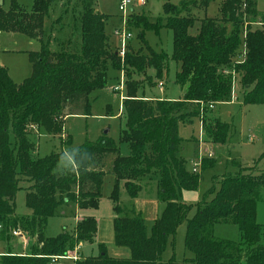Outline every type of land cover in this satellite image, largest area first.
<instances>
[{"label": "trees", "instance_id": "trees-1", "mask_svg": "<svg viewBox=\"0 0 264 264\" xmlns=\"http://www.w3.org/2000/svg\"><path fill=\"white\" fill-rule=\"evenodd\" d=\"M54 2L34 0L25 8L12 0L8 9L0 4V33L22 35L39 44L38 50L27 52L32 74L21 83L0 66V241L5 245L1 264H50L52 257L67 256L81 243H94L98 231L94 216L82 217L73 230L63 229L57 236H47V225L71 202L77 210L97 209L106 175L114 178L109 197L115 215L114 244L128 248L131 257L111 258L100 244L97 257L79 258L75 264H264L262 226L257 221L264 172L256 165L231 164L235 170L214 179L209 200L205 197L195 206L180 200L182 190L199 188L203 171L214 162L205 159L200 172L188 170L180 156L179 127L199 118L206 142L225 145L232 127L211 116L209 106L231 101L236 78L245 105H264V13L256 3L223 0L215 18L195 14L207 9L210 0L164 3L166 26L173 32L171 60L180 66L176 83L183 94L179 100H162L139 96L149 70L163 80L168 69V56L144 40V31L162 27L159 20L140 15L133 25L132 17L129 26L141 29L143 47L138 52L128 47L121 57L119 49L112 48L105 31L107 17L96 11L95 0H80V53L54 52L44 27ZM252 22L262 26L253 28ZM110 66L126 79V123L119 142L127 145L129 155L121 156L107 137L77 147L68 138L60 151L36 158L33 135L43 130L62 136L65 119L78 115L75 109L88 115L90 95L107 87ZM152 175L158 176V197L165 207L149 230L141 215L122 208L120 186L136 198ZM20 189L30 211L23 216L16 214ZM193 209L194 216L188 218ZM184 222V245L193 257L162 260ZM218 224L237 226L241 241L216 238ZM18 237L28 238L25 251L14 245Z\"/></svg>", "mask_w": 264, "mask_h": 264}, {"label": "rangeland", "instance_id": "rangeland-1", "mask_svg": "<svg viewBox=\"0 0 264 264\" xmlns=\"http://www.w3.org/2000/svg\"><path fill=\"white\" fill-rule=\"evenodd\" d=\"M19 5L31 8L34 0H16ZM121 0H95V9L98 13L107 17L105 27L106 34L110 37L112 48L120 50L122 42L114 33L116 29L126 30L132 34V38L126 41L125 52L128 47L134 51H140L143 47L140 34L141 29L137 26L130 28L129 21L134 17V24L139 20L135 17L143 15L153 20H159L162 24L157 30L144 31V40L157 52L166 54L169 58L168 69L163 80H158L153 71L143 77L145 85L139 91V96L145 99H167L179 100L183 94V88L176 83V74L180 66L171 60L174 42L173 32L167 28L164 3L179 6L188 0H145L143 5L133 3L125 14L126 22H123V13L119 10ZM202 1V0H197ZM223 0H210L207 9L196 10L195 14L200 18H215L219 16V6ZM257 5V10L264 13V0H253ZM12 0H0V4L8 9ZM80 0H55L51 4L49 16L45 19L46 37H51L50 48L52 51L66 50L72 53H80L81 31L77 19L80 12ZM154 22V21H153ZM252 27H261L259 22H252ZM194 32V31H193ZM31 42L22 35L0 33V66L5 67L13 81L21 82L32 74V66L26 49L37 50L39 44ZM24 50V51H22ZM123 57V56H122ZM163 82V90H160L159 83ZM124 83L121 91H114V88ZM160 88V89H159ZM126 79L123 72L109 67L108 84L105 89L96 91L90 95L91 107L88 115H84L80 108L75 109L78 115L69 116L65 119L62 136H50L45 131L40 130L35 133L32 140L36 144L34 156L42 158L52 152L61 150V142L70 138L72 146L77 147L83 143L95 142L101 137H107L114 142L119 149L121 156H128L129 150L125 143L119 142L120 131L125 128V112L123 109V99L126 98ZM80 114V115H79ZM211 116L219 117L232 127V135L225 145L212 144L206 142L201 129L199 118L190 124L179 127V137L182 139V150L180 156L186 161L187 169L192 171L193 164H199L200 172L202 161L211 160L213 166L203 171V179L196 191L182 190L180 200L187 204L196 205L203 198L211 199L214 194H210L214 186V179L220 180L227 170H235L231 164L240 163L243 166L256 165L259 171L264 172V105H245L241 93V85L238 78L234 81L232 99L228 103L214 106ZM252 138V141L249 139ZM61 139V140H60ZM199 141V143H198ZM13 142V140H12ZM197 142V143H196ZM209 154L211 155L209 157ZM114 178L106 175L103 185V195L95 210H78L73 202L64 207L58 214L49 219L47 225V236H57L63 229L71 231L75 227L78 217L83 215L94 216L98 222V231L95 242L81 243L75 253L79 258L97 257L100 254L99 245L106 248L109 257L115 259H128L131 252L128 248L117 247L114 244L113 205L110 194L113 189ZM143 190L136 198L127 195L123 185L120 186V203L122 208L128 213L139 214L144 219L150 230L155 220L163 211L165 204L158 197V176L146 181ZM24 186V184H22ZM25 187V186H24ZM219 184L215 185L216 190ZM25 191L20 189L16 196V214L27 215L29 210L26 207ZM195 214L193 209L188 218ZM257 221L262 226L261 243L264 244V190L261 191L257 203ZM186 234V222L182 223L176 232L173 244H168L162 254V260L168 261L175 257L181 261L184 258L193 257V254L186 250L184 239ZM214 236L218 239L241 241V234L237 226L233 224H218L214 229ZM21 242L14 241V245L28 248L29 240L26 237ZM22 246V247H21ZM5 253V245L0 241V257ZM70 252L69 256H73ZM73 259H61L54 264H75ZM1 264V262H0Z\"/></svg>", "mask_w": 264, "mask_h": 264}, {"label": "built area", "instance_id": "built-area-1", "mask_svg": "<svg viewBox=\"0 0 264 264\" xmlns=\"http://www.w3.org/2000/svg\"><path fill=\"white\" fill-rule=\"evenodd\" d=\"M133 3H136V4L141 6V5H143L145 3V0H121L120 3H119V10L124 15L123 16L124 24L126 22L125 14L127 13L128 8L133 5ZM123 29L124 28H122L121 31L116 29V31L114 33L116 36H118L120 38V40L122 42V48L119 50L121 57L124 56V54H125L126 47H124V45H125L126 41H128V40H130L132 38V34L130 32H128V31H126V30H123ZM123 85H124V83H120L119 86L114 88V91H121L123 89ZM159 87L162 89L163 88V83L160 82L159 83ZM213 107H214L213 104L209 106L210 109H213ZM249 140L252 141V138H250ZM210 156L211 155L209 154V157ZM198 166H199V164H193V167H192V172L193 173H197L198 172ZM13 234L15 236H19V234L17 232H14ZM78 248H79V246L76 249H78ZM76 249H75V251H76ZM75 251H74V255L73 256H69L70 253H68V255L64 256V257H56V256L52 257L50 264H54L55 262H57L58 260H61V259H73V260L79 259L78 255H77V253H75Z\"/></svg>", "mask_w": 264, "mask_h": 264}, {"label": "crops", "instance_id": "crops-1", "mask_svg": "<svg viewBox=\"0 0 264 264\" xmlns=\"http://www.w3.org/2000/svg\"><path fill=\"white\" fill-rule=\"evenodd\" d=\"M26 39H27V38H26ZM28 41L32 43L31 40L28 39ZM33 42H35V41H33ZM31 43H30V44H31ZM38 49H39V48H38ZM38 49H37V50H38ZM22 51H24V50H22ZM25 51H26V52H30V51H36V50L26 49ZM25 79H26V78H25ZM12 80H13V79H12ZM21 82H22V81H21ZM21 82H20V83H21ZM16 83H19V82H16ZM161 83H163V82H161ZM163 87H164V84H163ZM159 89H160V88H159ZM160 90H163V89H160ZM181 98H182V97H181ZM196 143H197V142H196ZM198 143H199V141H198ZM77 211H78V210H77ZM84 216H86V215H83V216L78 217V218L76 219L75 226H76L77 221L80 220V219H81L82 217H84ZM74 228H75V227H74ZM22 238L25 239L26 237H18L15 241H17V242H21V241H22V240H21ZM26 246H27V243H26V245L24 244V247L21 246L22 248H19L20 246L16 245V247H17L18 249H21V250H24V251L26 250V248H25ZM80 246H81V245H80ZM80 246H79V247H80ZM80 248H81V247H80Z\"/></svg>", "mask_w": 264, "mask_h": 264}]
</instances>
